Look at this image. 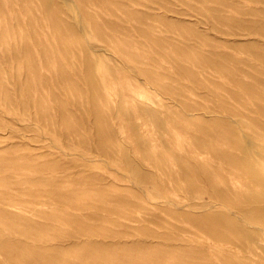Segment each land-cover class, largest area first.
I'll return each instance as SVG.
<instances>
[{
  "label": "rangeland",
  "instance_id": "obj_1",
  "mask_svg": "<svg viewBox=\"0 0 264 264\" xmlns=\"http://www.w3.org/2000/svg\"><path fill=\"white\" fill-rule=\"evenodd\" d=\"M0 264H264V0H0Z\"/></svg>",
  "mask_w": 264,
  "mask_h": 264
}]
</instances>
